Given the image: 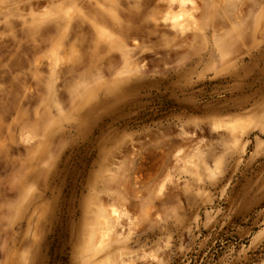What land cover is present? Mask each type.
<instances>
[{"label":"rangeland","instance_id":"1","mask_svg":"<svg viewBox=\"0 0 264 264\" xmlns=\"http://www.w3.org/2000/svg\"><path fill=\"white\" fill-rule=\"evenodd\" d=\"M0 264H264V0H0Z\"/></svg>","mask_w":264,"mask_h":264},{"label":"bare ground","instance_id":"2","mask_svg":"<svg viewBox=\"0 0 264 264\" xmlns=\"http://www.w3.org/2000/svg\"><path fill=\"white\" fill-rule=\"evenodd\" d=\"M114 211H115V210H114ZM114 213H115V212H114ZM111 214H112V213H111ZM111 214H110V215H111ZM112 217H113V216H111L110 218H112Z\"/></svg>","mask_w":264,"mask_h":264}]
</instances>
